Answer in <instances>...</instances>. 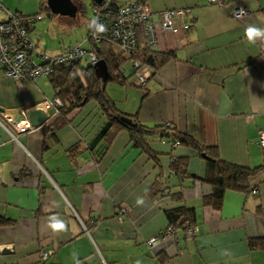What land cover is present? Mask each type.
I'll use <instances>...</instances> for the list:
<instances>
[{"label":"crops","instance_id":"obj_1","mask_svg":"<svg viewBox=\"0 0 264 264\" xmlns=\"http://www.w3.org/2000/svg\"><path fill=\"white\" fill-rule=\"evenodd\" d=\"M217 1L219 8L206 0H146L156 38L151 49L171 55L143 90L130 85L126 62L120 67L126 82L107 83L105 92L139 124L168 125L214 147L223 161L255 170L264 167L257 145L258 132L264 133V45L248 44L244 32L252 24L264 28V0ZM0 7L14 15H41L28 32L38 50L87 47L89 20L78 37L73 18L39 12L38 0H0ZM239 7L249 12L233 20ZM166 9L184 12L171 31L161 28L159 14ZM2 10L0 22L6 19ZM55 99L49 77L17 81L0 66V217L12 222L0 227V250H6L0 264H36L41 251L50 252L43 264H264V250L249 246L264 241V180L254 175L248 182L256 194L226 192L221 208L213 210L201 203L209 188L183 179L181 193L195 212L196 233L170 248L165 241L149 250L145 241L162 231L164 211L175 206L151 193L153 163L130 146L124 131L110 143L98 136L104 120L94 103L59 119L54 106L45 109ZM36 108L46 110L47 119L15 133L13 126ZM148 145L158 154L161 188L176 190L178 184L168 171L170 156L187 157L189 173L202 176L204 162L192 151L166 142ZM53 216L65 221L66 232H52ZM163 249L167 256H153ZM225 249L229 255L221 254Z\"/></svg>","mask_w":264,"mask_h":264},{"label":"trees","instance_id":"obj_2","mask_svg":"<svg viewBox=\"0 0 264 264\" xmlns=\"http://www.w3.org/2000/svg\"><path fill=\"white\" fill-rule=\"evenodd\" d=\"M85 1L88 2L90 8L97 5L91 0H72L77 7V13H82L84 10L82 4ZM133 1L146 2V0ZM128 2L129 0L125 3L118 0L117 4L123 5ZM38 10L39 12L49 13L44 0H38ZM37 15L40 14L38 13ZM16 16L24 17L21 15ZM91 19L92 17H90L89 20ZM30 26L27 27L28 32ZM86 36H88V34ZM85 43L91 45L97 59L104 62L107 72L106 81L101 83L100 80L94 76L92 67L87 64L84 66L81 65V61L64 63L56 66L49 76L51 86L55 92V97L61 102V106L57 109L56 118L63 119L72 110L79 109L85 104L92 102L97 106L100 118L104 120L102 126L98 130V136L103 137L107 143H110L119 132L124 131L127 134L130 146L153 163L157 170V176L155 182L151 186V193L160 197H167L172 202H175L174 207L164 211L163 214L166 224L162 231L156 236H160L167 227L173 228L179 235L188 228L196 227L195 212L193 209L186 206L182 197L183 179L200 182L202 185L209 188V193L202 197L201 203L202 206L209 207L213 210H219L221 208L222 199L226 192L248 195L256 189L249 184L248 180L252 178L260 168L251 170L225 162L219 157L214 147H206L199 144L188 134L177 131L168 125L155 127L141 125L134 116L121 113L116 108L114 101L108 97L105 92V85L107 83L123 85L127 80L118 74V69L124 63L130 62L131 60H138L140 63L148 66L153 74L158 66L171 55L169 53H157L147 47L140 26L136 28V49L131 52L129 56L119 53L109 40L103 39L96 44L89 40H85ZM121 118L129 119L131 124L127 125L123 123ZM150 142L176 143L177 147L192 151L198 159L204 162V172L202 176L198 177L189 173L187 157L171 158L170 156L168 171L177 178L178 184L176 190L161 188L159 180L161 179V167L158 161V154L151 151L148 145ZM43 149H46L44 145ZM171 150L173 149L171 148ZM118 216H120V213ZM11 223L10 220L0 217V227H5ZM165 241L169 248L175 246L173 239L169 238L162 242ZM249 246L252 250H264V241L253 240L249 242ZM153 256L156 258H164L167 256V250L163 249L157 251ZM161 262H163L162 259ZM43 263L44 262L41 264Z\"/></svg>","mask_w":264,"mask_h":264},{"label":"built area","instance_id":"obj_3","mask_svg":"<svg viewBox=\"0 0 264 264\" xmlns=\"http://www.w3.org/2000/svg\"><path fill=\"white\" fill-rule=\"evenodd\" d=\"M206 2L218 8L221 6L217 0H206ZM117 3L118 0H101L97 5L90 8L91 17L98 16L108 30L99 36L89 31L85 40H89L94 44L103 39L109 40L119 53L129 56L136 49V28L140 26L146 46L149 48L154 47L156 38L153 24L150 20L151 11L147 3L141 1H130L123 5H118ZM0 10H2L1 7ZM2 12H4L6 19L0 22V66L6 77L17 81H32L38 77H49L56 66L64 63L81 61L92 67L98 61L91 45H87L85 48L80 44H73L62 49L57 54H50L36 49L28 37L27 27L40 20L41 15L17 17L4 10ZM248 12L249 10L246 8H235L232 10L231 18L239 20ZM159 16L161 28L164 31H171L175 24L184 18V12L182 10L166 9L161 11ZM186 27L187 24L182 25L183 29ZM130 71V85L139 91L143 90L152 75L151 69L138 60H131ZM121 73L122 70L119 68L118 74ZM51 106L56 108V115L61 102L58 99L48 102L45 109H49ZM13 128L17 134L33 129L26 120L15 124ZM11 137L13 136L11 135ZM171 145L177 146L176 143H171ZM257 145L260 149L261 157L264 159V133L262 132H258ZM255 175L259 181L264 180V167L260 168ZM252 194H256V189L252 191ZM195 233L196 227L188 228L180 235L173 228L167 227L160 236H153L147 239L145 244L151 250L166 239L170 238L174 240V243H178L179 241L192 239ZM49 255L50 252H39L36 264L44 262Z\"/></svg>","mask_w":264,"mask_h":264},{"label":"water","instance_id":"obj_4","mask_svg":"<svg viewBox=\"0 0 264 264\" xmlns=\"http://www.w3.org/2000/svg\"><path fill=\"white\" fill-rule=\"evenodd\" d=\"M45 6L48 12L51 15L66 17V18H74L77 13V7L72 2V0H44ZM94 4H98L101 0H91ZM94 76L100 80L101 83L106 81V67L103 61L98 60L93 66ZM23 119V116H21ZM47 119L46 112L42 111L39 108L29 110L27 114H25V120L29 123L31 127H37L41 125ZM121 121L127 125L131 124V121L126 118H121ZM6 250H0V253H5Z\"/></svg>","mask_w":264,"mask_h":264},{"label":"clouds","instance_id":"obj_5","mask_svg":"<svg viewBox=\"0 0 264 264\" xmlns=\"http://www.w3.org/2000/svg\"><path fill=\"white\" fill-rule=\"evenodd\" d=\"M87 27L97 36L106 33L108 30L106 25L101 22L98 16L89 20ZM244 36L248 44L255 45L257 43H260L264 45V28L262 27H258L255 24L249 25L245 29ZM136 203L138 206H142L144 204L143 198H138ZM48 227L55 234H59L67 231V225L65 221L56 216L50 218ZM221 254L229 255L230 253L228 252V250L225 249L222 250ZM137 264H139V262H137Z\"/></svg>","mask_w":264,"mask_h":264},{"label":"rangeland","instance_id":"obj_6","mask_svg":"<svg viewBox=\"0 0 264 264\" xmlns=\"http://www.w3.org/2000/svg\"><path fill=\"white\" fill-rule=\"evenodd\" d=\"M82 5L84 7V10L82 11L81 14L77 13V15H75V17L73 18V21H72V22H74L73 24H75L73 32L75 33V35H78V37H80L81 35L84 34L86 21H88L91 17L90 6L88 5V2L85 1ZM67 19H69V18H67ZM82 64L85 65L86 63L83 62ZM123 68L127 69V65H125Z\"/></svg>","mask_w":264,"mask_h":264}]
</instances>
